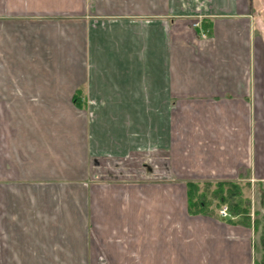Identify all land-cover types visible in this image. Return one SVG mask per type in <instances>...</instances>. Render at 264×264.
Returning a JSON list of instances; mask_svg holds the SVG:
<instances>
[{
	"label": "crops",
	"instance_id": "obj_1",
	"mask_svg": "<svg viewBox=\"0 0 264 264\" xmlns=\"http://www.w3.org/2000/svg\"><path fill=\"white\" fill-rule=\"evenodd\" d=\"M225 180L251 225L189 214V181ZM263 242L264 5L0 0V264H262Z\"/></svg>",
	"mask_w": 264,
	"mask_h": 264
},
{
	"label": "trees",
	"instance_id": "obj_2",
	"mask_svg": "<svg viewBox=\"0 0 264 264\" xmlns=\"http://www.w3.org/2000/svg\"><path fill=\"white\" fill-rule=\"evenodd\" d=\"M206 30V29H204ZM208 31V30H206ZM188 212L191 215L219 217V210L226 206L231 217H239V223L251 225L250 184L242 181H216L187 183Z\"/></svg>",
	"mask_w": 264,
	"mask_h": 264
},
{
	"label": "built area",
	"instance_id": "obj_3",
	"mask_svg": "<svg viewBox=\"0 0 264 264\" xmlns=\"http://www.w3.org/2000/svg\"><path fill=\"white\" fill-rule=\"evenodd\" d=\"M202 36L203 37H206V33H202ZM219 215L222 219H226L228 217H230V214L228 212V208L226 206L222 207L220 210H219Z\"/></svg>",
	"mask_w": 264,
	"mask_h": 264
},
{
	"label": "rangeland",
	"instance_id": "obj_4",
	"mask_svg": "<svg viewBox=\"0 0 264 264\" xmlns=\"http://www.w3.org/2000/svg\"><path fill=\"white\" fill-rule=\"evenodd\" d=\"M256 2H257L258 4H260V6H261V5H264V0H256ZM250 200H252V196H250ZM219 217H220V215H219ZM220 219H222V218L220 217ZM261 227H262V223H261V226L259 227V229H260ZM258 234H259V232H256L255 240L258 239V241H261L260 237H259V238L257 237ZM263 244H264V242H263ZM259 247H261V242H259ZM262 264H264V259L262 260Z\"/></svg>",
	"mask_w": 264,
	"mask_h": 264
}]
</instances>
